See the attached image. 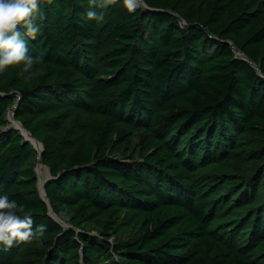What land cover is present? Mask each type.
Returning <instances> with one entry per match:
<instances>
[{
    "label": "trees",
    "instance_id": "16d2710c",
    "mask_svg": "<svg viewBox=\"0 0 264 264\" xmlns=\"http://www.w3.org/2000/svg\"><path fill=\"white\" fill-rule=\"evenodd\" d=\"M0 264H264V0L21 2Z\"/></svg>",
    "mask_w": 264,
    "mask_h": 264
},
{
    "label": "rangeland",
    "instance_id": "374dc122",
    "mask_svg": "<svg viewBox=\"0 0 264 264\" xmlns=\"http://www.w3.org/2000/svg\"><path fill=\"white\" fill-rule=\"evenodd\" d=\"M0 10H4V7H3V6L0 7ZM4 11H5V13H7L8 9H7V10L5 9ZM12 14H13V10L11 11L10 18L12 17ZM10 18H9V20H10ZM8 22H9V21H8ZM13 116H14V112H12V111L9 112L8 117H7V121H8L9 129H10V128H11V129H12V128H13V129H18L19 131H21V134H22L23 138L25 139V141H26V139H27L28 142H30L31 144H33V143L31 142V140L29 141V139L24 135V134H26V133L24 132L23 127H21L19 124L14 123L15 121L13 120V119H14ZM5 130H6V129H2L1 131H5ZM135 160H137L136 157H135ZM39 169H40V170H39ZM35 171H36V175H37V177H38V190H39V193L42 195V194L44 193V186H45L46 182L49 181L50 178H51V176H50V172H49V170H48L46 167H44L43 165H42V167L40 168L39 164H37ZM41 176H42V177H41ZM41 186H42V187H41ZM42 196H43V195H42Z\"/></svg>",
    "mask_w": 264,
    "mask_h": 264
},
{
    "label": "water",
    "instance_id": "95a60500",
    "mask_svg": "<svg viewBox=\"0 0 264 264\" xmlns=\"http://www.w3.org/2000/svg\"><path fill=\"white\" fill-rule=\"evenodd\" d=\"M16 1V6L14 7V9H13V14H12V17L10 18V20H9V22L7 23V25H6V27L3 29V30H1L0 31V37H2V36H4L5 34H7L11 29H12V27L15 25V23H16V18H17V14H18V8H19V0H15ZM14 110L15 109H13L12 110V112H14ZM13 118H14V116H13ZM14 120V119H13ZM14 123H16V122H14ZM16 124H18V123H16ZM20 125V124H19ZM21 126V125H20ZM16 130H18V129H16ZM19 131V130H18ZM21 132V131H20ZM29 134V133H28ZM29 136H30V138L32 139V140H34V141H36L34 138H32V136L29 134ZM26 141H27V139H26ZM28 142V141H27ZM37 142V141H36ZM38 143V142H37ZM33 146H34V144H32ZM34 148H35V146H34ZM36 149V148H35ZM43 153V146H42V151H41V154ZM51 180V179H50ZM40 196H41V198L42 199H46V195L44 194V196H42L41 194H40Z\"/></svg>",
    "mask_w": 264,
    "mask_h": 264
},
{
    "label": "built area",
    "instance_id": "2783aa9c",
    "mask_svg": "<svg viewBox=\"0 0 264 264\" xmlns=\"http://www.w3.org/2000/svg\"><path fill=\"white\" fill-rule=\"evenodd\" d=\"M26 1H29V0H19V5L21 2H26ZM133 5L137 8H140V7H144V5L141 3V2H134ZM16 6V1L14 0L13 1V9L14 7ZM4 7V10L6 9V6H3ZM4 10H0V21L1 20H4L5 18V11Z\"/></svg>",
    "mask_w": 264,
    "mask_h": 264
},
{
    "label": "bare ground",
    "instance_id": "6f19581e",
    "mask_svg": "<svg viewBox=\"0 0 264 264\" xmlns=\"http://www.w3.org/2000/svg\"><path fill=\"white\" fill-rule=\"evenodd\" d=\"M26 133V131H24ZM28 139L29 141L31 140V142L34 144V146L36 147L37 151L39 152V155H41V151H42V145H40L39 143H37L36 141L32 140L29 136L28 133L24 134ZM39 166L40 168L42 167V164L40 163V160H39ZM40 170V169H39ZM42 177V176H41ZM42 187V186H41ZM44 196V193L42 194Z\"/></svg>",
    "mask_w": 264,
    "mask_h": 264
}]
</instances>
